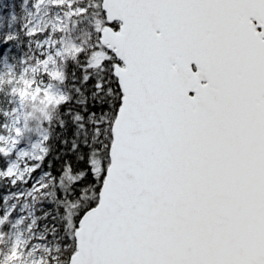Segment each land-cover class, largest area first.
<instances>
[{
  "label": "snow or ice",
  "instance_id": "obj_1",
  "mask_svg": "<svg viewBox=\"0 0 264 264\" xmlns=\"http://www.w3.org/2000/svg\"><path fill=\"white\" fill-rule=\"evenodd\" d=\"M0 8V264H264V0Z\"/></svg>",
  "mask_w": 264,
  "mask_h": 264
},
{
  "label": "rangeland",
  "instance_id": "obj_2",
  "mask_svg": "<svg viewBox=\"0 0 264 264\" xmlns=\"http://www.w3.org/2000/svg\"><path fill=\"white\" fill-rule=\"evenodd\" d=\"M11 5V0H0V8H2L5 12L14 11V9L11 8Z\"/></svg>",
  "mask_w": 264,
  "mask_h": 264
},
{
  "label": "trees",
  "instance_id": "obj_3",
  "mask_svg": "<svg viewBox=\"0 0 264 264\" xmlns=\"http://www.w3.org/2000/svg\"><path fill=\"white\" fill-rule=\"evenodd\" d=\"M11 2H12V4H13V3L16 2V0H11ZM14 11H16L17 15H20V14H21V13H20V9H19L18 6L14 9Z\"/></svg>",
  "mask_w": 264,
  "mask_h": 264
}]
</instances>
